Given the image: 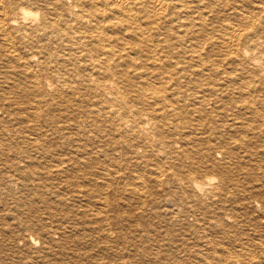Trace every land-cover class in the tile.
Returning <instances> with one entry per match:
<instances>
[{
	"label": "bare ground",
	"instance_id": "obj_1",
	"mask_svg": "<svg viewBox=\"0 0 264 264\" xmlns=\"http://www.w3.org/2000/svg\"><path fill=\"white\" fill-rule=\"evenodd\" d=\"M0 264H264V0H0Z\"/></svg>",
	"mask_w": 264,
	"mask_h": 264
},
{
	"label": "rangeland",
	"instance_id": "obj_2",
	"mask_svg": "<svg viewBox=\"0 0 264 264\" xmlns=\"http://www.w3.org/2000/svg\"><path fill=\"white\" fill-rule=\"evenodd\" d=\"M122 253H124V254L121 255ZM121 256H125V251L124 250H121V252H120V259H121ZM123 260H127V258L125 257Z\"/></svg>",
	"mask_w": 264,
	"mask_h": 264
}]
</instances>
